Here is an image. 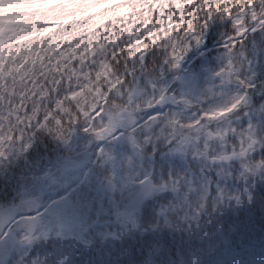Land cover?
I'll use <instances>...</instances> for the list:
<instances>
[{
	"label": "snow or ice",
	"instance_id": "snow-or-ice-1",
	"mask_svg": "<svg viewBox=\"0 0 264 264\" xmlns=\"http://www.w3.org/2000/svg\"><path fill=\"white\" fill-rule=\"evenodd\" d=\"M0 264H264V0H0Z\"/></svg>",
	"mask_w": 264,
	"mask_h": 264
}]
</instances>
